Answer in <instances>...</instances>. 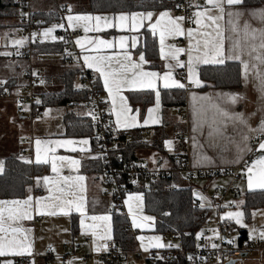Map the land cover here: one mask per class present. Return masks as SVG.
Masks as SVG:
<instances>
[{
  "label": "crops",
  "instance_id": "1",
  "mask_svg": "<svg viewBox=\"0 0 264 264\" xmlns=\"http://www.w3.org/2000/svg\"><path fill=\"white\" fill-rule=\"evenodd\" d=\"M166 5L160 10H141L134 12H104V13H91L88 11H81V4L78 3L74 6L72 3V8L68 15H89L93 17H101L99 21V30L97 29V21L92 20L88 22H78L75 26H70L67 17L66 25L73 29L80 30L82 36L79 40L85 44V48L81 49L77 44L78 48V62L75 65L66 64L63 59L62 54H49L36 51L34 53L33 62L43 69L45 72V82L36 88L38 105L41 108V114L34 120H29L28 118L21 117L18 113V107L16 103V96L21 93L22 89L26 86L25 71L29 65V60L23 57H18L14 55L16 48L9 47V52L6 49H0V80L8 83L12 88V96L8 99H0L4 101L3 106H0V129L5 130V139L7 141L6 148L4 151L0 152V162H2V171L4 170L3 160L5 157L22 152H26V157H22L27 161L32 163L43 165L48 170L44 175H39L34 177L35 185L27 197L24 198H0V201H24L27 200L29 196L32 197L30 206L27 207V211L32 216V219H17L15 221L8 222L12 227H19L25 231L17 234V239L23 240L27 237L26 244L30 245V251L25 252L23 255H17L14 253H6L0 256V264H18L17 257H24L31 261V264H107L97 257V253L106 251L102 246L108 240L114 239V216L111 213V200L102 194V187L100 183V174L95 170L97 166L94 164L95 161V151L92 146V139L89 136L73 137L67 135V128L65 124V114L67 112L66 106H48L44 107L42 103V95L45 93H57L62 91L64 87L65 74L70 69H79L86 67L83 57L85 55L89 56H110L113 60L110 62L113 69L120 71V64L117 63L119 60L121 63H127L123 61V55L125 53L130 54L132 62L141 64L143 71L146 72H157L160 74V79L156 81L155 89L141 88L137 86L125 85L122 89L121 95L127 98L129 107L132 109L130 115L136 116L137 126L133 128H123L118 127L115 123L116 116L112 111L113 122L115 126L122 130H132L136 132L139 129L150 130L151 134L144 142L148 143V146H143L137 148L135 151L136 159H144L150 152L156 151L159 156L163 153L156 144L162 145L167 154L171 155L172 148L168 147L166 141L168 138L174 139V133H168L166 127L175 122L174 132L186 131L188 132V145H189V160L191 165L196 169H218L222 167L234 166L241 164L246 158L250 151H244L245 144L248 147H252L251 136L259 133L256 131H249L251 129H256L262 121H264V85L261 84V75L264 74V63H261L256 59L259 55L264 58V49L259 47L261 43V34L264 33V18L259 15H254L253 13L257 10L264 9V0H257L255 3H246L243 0L241 5H236L231 8L226 6L224 19L219 21L220 30L222 32V40L224 46V63L228 61L238 62L241 66L242 73V86L237 88H208L200 89L204 82L200 76V67L204 65H221L215 63L205 64L202 61L194 64V70L197 74V78L201 81V86H196L188 79V55L191 51L193 55L202 54L204 51L203 41L205 39L214 38L217 41L221 37H217L216 30L213 27H201L198 26L195 21L194 13L198 10L195 5L201 6L199 10H203L206 6V0H192L193 11L190 21L183 20L181 26L184 29V35H173L167 36L164 41V51L169 52L174 46L175 48L184 49L185 51L179 54V60L183 66H177L174 60L161 55V45L159 38V31L153 33L151 25L155 24L159 19V14L163 11L170 12L173 18L178 17L175 13V3L173 0H164ZM210 7V6H209ZM34 8L37 11H55L56 7L54 0H34ZM228 11L240 12L241 16L238 18L233 17V21L237 24V30H232V25L229 23V17L227 15ZM152 12L153 16L151 20L142 19L137 17L138 20H142L141 23H136L132 20L133 13H144ZM123 14L128 17L124 22V26H120L119 16ZM213 15L217 14L216 10H212ZM104 18H107L105 21ZM22 26V22H19ZM207 23V22H206ZM14 24H5V27H11ZM248 25L247 34L245 32L244 26ZM19 25H15L13 30H15ZM85 26L90 30L85 32ZM7 33L11 34L14 39L20 40L24 39L25 36H14V32L11 28H6ZM46 29V28H45ZM192 30V35L188 34V30ZM255 30L256 39H252V33ZM24 31V29H23ZM147 32H150L154 36L159 45V67H151V62L146 57L145 52L142 50L145 46V40ZM205 32H211L212 37H205ZM44 33V32H43ZM42 33V38H43ZM58 34V32H57ZM60 34V33H59ZM58 34V35H59ZM121 37H124L125 47L120 48ZM107 41L111 43L112 47H107L100 45L99 41ZM46 41V40H45ZM53 42L61 41L60 37L51 40ZM197 41L200 42V53H197ZM26 43V42H25ZM43 43V42H41ZM135 44V46H133ZM238 45L236 52L239 53L240 59L233 58V46ZM255 47V50H253ZM13 51V52H12ZM4 53H8L5 55ZM60 55V56H58ZM143 55L144 61H140V56ZM14 57V58H13ZM241 60L245 61L249 65V70L247 77H245L244 66ZM223 63V64H224ZM171 64L172 78L184 84L186 91V105L179 108L177 115L172 111L171 107L165 109L162 100V91L164 89H174L164 88L163 75L165 72L169 71L168 65ZM255 66V67H253ZM90 69V68H88ZM96 75L97 82L103 88L106 98L110 101L107 90L104 88L103 78L94 69H90ZM179 70H184L185 76L181 77L178 74ZM78 80L80 79V72L77 74ZM127 78L130 80L133 77V72L128 71L126 73ZM76 87V86H75ZM51 88V89H49ZM159 91V107L157 108L156 103V92ZM237 93L241 97L236 104H231L227 101L226 97L220 94ZM152 98V101L147 103V99ZM210 98V99H202ZM119 103V101H118ZM213 104H218L222 108H226L230 112L242 113L247 121V127L240 124L239 122H225L226 127L222 128V135H215L211 139L208 136L209 125L204 123L203 128L198 125L202 118L207 117L210 121L214 115ZM5 107L13 108V110H5ZM55 108L64 107L61 111L60 120H55L53 118V109L45 112L41 118L45 108ZM77 112L87 111L84 116L89 115V110L87 103L82 105L72 107ZM113 109V105H112ZM149 109H153L151 113V119L158 120V123L149 122L145 124L144 121L149 119ZM15 112V113H14ZM59 113V112H58ZM83 115V114H82ZM36 120V121H35ZM217 121L220 122L221 118L217 117ZM165 123H167L165 125ZM4 127V128H3ZM8 127V128H7ZM196 129L194 131L193 129ZM248 136L249 140L245 141L244 137ZM33 138V141L30 139ZM39 139L42 143L41 157L47 158L48 163H37L36 162V140ZM87 140V144H83L82 141ZM60 141H73L71 145L59 146L56 142ZM264 141V140H262ZM174 143V142H173ZM142 153V154H140ZM261 152L259 151V155ZM143 155V156H142ZM257 156V158L259 157ZM69 157L71 160L79 161L78 165H72L69 161H59L57 160L58 172L52 171V157ZM204 157L209 159L205 160ZM257 158L253 159L248 165H245L242 169V178L245 175V185L246 192L254 190H264L253 185L249 187L248 184V168L252 166V162ZM245 172V174L243 173ZM255 172V169H254ZM51 177L52 182L46 183L43 177ZM83 176L85 179L79 182L82 185L83 190L80 187H75L72 189L75 195H69V189L65 186V182L61 179L62 177H77ZM226 177V176H224ZM178 184L185 183L184 179L177 177ZM222 177H216L215 180H219ZM227 178V177H226ZM230 178V177H228ZM239 178V179H240ZM231 179V178H230ZM235 180L234 182H236ZM190 186V185H188ZM206 187H204L205 189ZM59 189H64L63 193ZM37 190V192H36ZM198 193L199 189H196ZM238 197L242 196L241 189L233 191ZM59 197L60 199H57ZM83 198L84 209L86 216H82L80 212L75 211V207L71 209L64 208L61 210L60 201L63 199H72L76 202H80V198ZM132 197V199H129ZM139 197V199H137ZM126 205L128 208V223L131 232L136 234L135 224L133 223V216L136 217L137 223L142 224V222L148 221L143 219V217H149L148 213L145 211V198L143 192L138 191V189L129 192L126 195ZM199 200V199H198ZM200 201V200H199ZM233 202V201H231ZM201 204V201H200ZM210 204V203H209ZM208 204V205H209ZM214 202L212 201L213 205ZM41 205H44L41 207ZM129 205L132 206V211H129ZM8 207V206H4ZM15 207L24 210L25 206L17 205ZM205 207H209L206 206ZM230 210V209H227ZM55 212V215H50V212ZM67 212V214H65ZM7 212H5V217H7ZM154 218V227H152L151 233L155 232L156 219L153 215L149 214ZM93 216H108L110 219L108 221L96 220L93 221L91 217ZM81 219H84L85 226L96 225L95 229L89 227L81 226ZM78 222V228L76 232L74 231L73 223ZM249 227H241V229L247 231L249 236L250 229H255L256 231L252 235L258 234L264 231V208H263V220L258 221L252 220L248 222ZM8 224H6V227ZM95 231L96 235L93 234ZM134 231V232H133ZM111 236V239H98L100 236ZM159 234L149 235L147 239L141 241L140 237L137 236V244L142 246H148V250H161L165 248H178L181 246V241L178 236L169 234L171 236L170 245L172 247H152L151 245L157 242L150 238L160 237ZM167 235V234H162ZM90 238L91 243H87L86 239ZM77 240L84 244V247L78 255H72L69 257H64L62 254L63 246ZM115 240V239H114ZM176 241H179L180 245L176 247ZM165 240L160 238L159 243L164 244ZM151 243V244H147ZM118 244V243H117ZM53 248L54 256L48 258L49 248ZM97 247L101 250L97 251ZM135 244L133 251H135ZM147 250V251H148ZM93 254L91 259L84 261L82 258L83 254ZM34 256H38L36 260ZM190 263V260L188 261ZM186 263V264H188ZM198 264H208L207 262H198ZM254 264H264V259L261 261H255Z\"/></svg>",
  "mask_w": 264,
  "mask_h": 264
},
{
  "label": "built area",
  "instance_id": "2",
  "mask_svg": "<svg viewBox=\"0 0 264 264\" xmlns=\"http://www.w3.org/2000/svg\"><path fill=\"white\" fill-rule=\"evenodd\" d=\"M175 3V13L178 17H184L190 21L193 11L192 0H173ZM57 17V25L63 24L59 29L64 43L63 59L66 63L75 65L78 62V48L76 41L82 36V32L66 25L67 14L70 13L72 3L69 0H54ZM20 20L23 24L26 44L16 48L14 54L18 57L28 59L29 65L25 71L26 86L21 93L16 96L18 113L21 117L29 120L36 119L41 114V108L37 103V86L45 82V72L32 60L35 48L42 42V33L47 26L41 24L36 18L39 12L34 8V0H20ZM70 9V10H69ZM179 76H185L184 70L178 71ZM1 81V80H0ZM3 82V81H2ZM76 91L87 92V106L89 110L87 123L94 130L96 141L95 160L102 166L100 183L102 194L111 200V213L113 216H128L126 205V195L140 188L146 183L159 179H170L169 189L177 186L175 179L184 177L191 180L195 177H205L214 179L216 177H230L231 183L228 187L215 186L211 192V199L214 202L209 208L210 214L202 228L197 232V245L189 252L184 249L174 250L165 248L158 250L156 254L148 256L138 255L145 260V264H153V261L169 260L186 256L188 260L193 259L200 262H214L215 264H227L235 260V264H249L250 262L264 259V239L259 238V233L249 238L242 236V229L236 224L234 219L224 216L227 209L235 207L234 202L229 201V195L235 191L234 181L242 176V169L259 155L258 145L264 140V136L256 133L251 136L252 147L241 164L222 167L218 169H196L189 160L188 132L176 131L174 133L175 143L173 144L171 158L164 155L159 156L155 161L145 159H129L125 154V149L133 142H142L151 134L150 130L139 129L122 131L118 129L112 116V105L106 98L105 92L97 82L93 71L82 67L80 70V85L75 87ZM12 96V88L8 83H0V99H8ZM95 117V119L93 118ZM33 141V138L30 139ZM27 153H21L26 157ZM198 194V191H195ZM196 196V195H195ZM193 205L200 207V201L196 198ZM215 230V231H213ZM198 234H200L198 236ZM238 235V238L234 237ZM233 241V243H229ZM91 243L90 238L86 239ZM107 249L97 253V257L107 264H121L127 260L128 254L121 250L114 239L105 242ZM215 244L217 247L213 248ZM84 244L74 240L63 246L64 257L78 255ZM91 254H83L84 261L92 257ZM54 256L53 248L48 250V258ZM37 260L38 256H34ZM260 258V259H259ZM18 264H31L27 258L17 257Z\"/></svg>",
  "mask_w": 264,
  "mask_h": 264
},
{
  "label": "trees",
  "instance_id": "3",
  "mask_svg": "<svg viewBox=\"0 0 264 264\" xmlns=\"http://www.w3.org/2000/svg\"><path fill=\"white\" fill-rule=\"evenodd\" d=\"M71 3L81 4V11L91 13L104 12H134L141 10H160L166 5L164 0H69ZM246 3H255L257 0H245ZM20 0H0V19H11L20 17ZM39 22L45 26L56 24V11H39L36 14ZM21 21V20H20ZM5 26L0 24V27ZM36 51L49 54L64 53L63 41L43 42L36 46ZM146 57L151 62V67H159V45L157 39L147 32L145 46L142 49ZM80 72L79 69H70L65 74L64 87L57 93H45L42 95L41 105L66 106L65 124L67 135L73 137L89 136L92 139V146L96 151V141L94 130L88 125V116L80 115L72 109L87 100L86 91L75 90V78ZM200 76L204 85L200 89L208 88H237L242 86L241 66L238 62L228 61L221 65H204L200 67ZM164 108L184 107L186 105L185 89H164L162 91ZM152 98L147 99V103ZM40 105V104H39ZM167 123H165L166 125ZM177 131V130H175ZM163 155L171 158L160 144H156ZM148 146L147 142H133L126 149V156L133 160L136 159L135 151L137 148ZM4 170L0 173V198H24L29 195L35 185L34 177L44 175L47 168L25 160L19 153L11 154L3 160ZM97 166L96 172L101 174L102 166L98 161H94ZM175 189H169L170 179H159L149 182V186L137 188L143 192L145 198V211L156 219L157 233L172 234L178 236L181 246L174 250L184 249L186 252L192 251L197 245V232L202 228L208 215L209 208H197L193 205L195 197L194 187L178 184ZM37 192V190H36ZM264 208V190L248 191L245 194L244 213L246 221L252 220V215L257 209ZM74 231L78 228V222L73 223ZM115 241L123 249L129 250L134 247L133 233L129 228L126 216H114ZM242 236H247V231L242 229ZM169 249V248H168ZM158 250H152L150 254H156ZM153 264H186L188 258L180 255L179 258L153 261Z\"/></svg>",
  "mask_w": 264,
  "mask_h": 264
},
{
  "label": "snow or ice",
  "instance_id": "4",
  "mask_svg": "<svg viewBox=\"0 0 264 264\" xmlns=\"http://www.w3.org/2000/svg\"><path fill=\"white\" fill-rule=\"evenodd\" d=\"M243 3V0H206V6L203 7V10H199L201 6L195 5V7L198 9L195 13V23L198 26L201 27H208L211 28L214 26L216 30V35L217 37H221L220 40H216L214 38L211 39H205L203 41V48L204 51L202 54H197L193 55L192 52H189L188 55V61H187V66H188V79L194 83L196 86H201V81L197 78V74L194 70V64L203 62L205 64L208 63H215V64H223L224 63V46H223V40H222V32L220 30V23L219 21L224 19L225 15V8L226 6L228 8H231L236 5H241ZM210 6V7H209ZM216 10L215 15L211 14L212 10ZM70 10V9H69ZM254 15H259L261 18H264V9L257 10L253 13ZM227 15L229 17V23L232 25V30L236 31L237 30V24L233 21V17L238 18L241 16L240 12H232L228 11ZM153 16L152 12H147L146 14L144 13H133L132 14V20L134 22V25L136 23H141L142 20H138L137 17H141L142 19H148L151 20ZM102 18L97 16H89V15H68L67 16V21L70 26H75L76 23L78 22H88L95 20L97 21V29L99 30V21ZM105 21H107V18H104ZM128 19L127 16L121 14L119 16L120 20V26H124V22ZM184 20V17H175L173 18L168 11H163L159 14V19L156 21L155 24L151 25L153 29V33L159 31V38H160V51L162 56H166L167 58L174 60L176 62L177 66H183L181 61L179 60V54L184 52V49L180 48H175L174 46L171 48V50L167 53L164 51V41L167 36H173V35H184V29L181 26V22ZM207 22V23H206ZM56 27H61L63 28L64 25H53L52 27H49L44 30L43 35L45 37H48ZM245 32L247 34L248 30V25L244 26ZM85 32L89 31L90 29L85 26ZM188 34L192 35V30H188ZM205 37H212L211 32H205L204 33ZM257 37L255 35V30H253L252 33V39L255 40ZM55 39V37H53ZM124 37H121V42H120V48H124ZM261 43L259 47L261 49H264V33L261 34ZM24 39L20 40H14L13 44L15 45H22L24 43ZM76 43L80 46L81 49L85 48V44L82 43L80 40H77ZM100 45H104L107 47H112L113 45L107 41L100 40L99 41ZM135 46V44H133ZM238 45L233 46V58L235 59H240L239 53L236 52V48ZM253 50H255V47H253ZM197 53H200V42L197 41V48H196ZM7 55L8 53H4ZM256 59L260 61L261 63H264V58L261 56H257ZM84 63L86 66L90 69H94L96 72L100 74V76L103 78L104 82V88L107 90V93L109 97L111 98V102L113 105L112 111L115 113L116 116V125L118 127H123L125 129L127 128H133L137 126V120L136 116L130 115L132 112V109L129 107L127 98L123 95H121L122 89L125 85L129 86H139L141 88H148V89H155L156 88V81L160 79V74L157 72H146L143 71L141 64L134 63L132 62V58L130 54L125 53L123 55V61H126L127 63H121L119 60L117 63L120 64V71L118 72L117 70L113 69L111 66V61L113 60V57L110 56H89L85 55L83 57ZM140 61H144L143 55L140 56ZM241 63L244 66V72H245V77H247V73L249 70V65L247 62L241 60ZM173 66L171 64L168 65L169 71L165 72L163 75V80H164V88H184V84L180 83L179 81L175 80L172 78V72L171 68ZM255 67V66H253ZM128 71L133 72V77L132 79H128L126 76V73ZM261 75V84L264 85V74ZM0 83H3L0 81ZM41 83H44V81H41ZM223 97H226L227 101L231 104H236L238 100L241 98L239 94L237 93H228V94H220ZM159 97L160 93L159 91L156 92V103H157V108L159 107ZM202 99H210V98H202ZM119 101V103H118ZM39 103V101H37ZM212 108L214 109V115L209 121L207 117H204L201 119L200 124L198 125L200 128H203L204 123H208L209 125V132L208 136L211 139L215 135H222V128L226 127L227 124L225 122L231 121V122H239L242 125H245L247 127V121L244 118V115L242 113H235V112H230L226 108L220 107L218 104H213ZM149 119L145 120L144 123L148 124L149 122L152 123H158V120H153L151 119V113L153 112V109H149ZM217 117L221 118V121H217ZM95 119V117H93ZM196 131V129H193ZM249 131H256L259 132L262 136H264V121L261 122V124L256 128V129H251L249 127ZM245 141L249 140L248 136L244 137ZM41 141L39 139L36 140V162L37 163H48V159L45 157L42 159L40 153H41ZM59 146H65V145H71L73 141H57L56 142ZM83 144H87L88 141L84 140L82 141ZM166 144L168 145L169 148L172 147L173 141L169 140L166 141ZM244 151H251V148L245 144V148L243 149ZM257 151H260L261 154L259 157L252 162V166L248 168L249 176H248V184L249 187L255 186L264 188V141H261L258 145ZM205 160L209 159L208 157H204ZM69 161L72 165H78L79 161L76 160H71L69 157H52V171L53 172H58L57 169V163L56 161ZM255 169V172H254ZM0 171H2V162H0ZM65 182V186L69 189V195H75V192L72 191L73 188L75 187H80V190L82 191V185L79 184V182H82L85 178L83 176H77V177H62L61 178ZM43 180L46 183L52 182L51 177H43ZM60 192L63 193L64 189H59ZM201 201H204L206 198L203 196L199 197ZM57 199H60L57 197ZM129 199H132L130 197ZM139 199V197H137ZM32 200V197L29 196L27 200L24 201H0V256L5 255L6 253H14L17 255H23L25 252L30 251V245L26 244L27 237H25L23 240L17 239V234L24 232V229H21L19 227H12L10 223L11 221H15L17 219H32V216L30 213L26 210L27 207L30 206V202ZM17 205H23L25 206L24 210H21L18 207H15ZM75 207V211L80 212L82 216H86V212L84 209V204H83V198H80V202H76L75 200L72 199H63L60 201V207L61 210L63 211L64 208L71 209L72 207ZM8 206V207H4ZM44 205H41L43 207ZM200 207L203 208L205 207L204 203L200 204ZM129 211H132V206L129 205ZM5 212H7V217H5ZM50 215H55L56 213L50 212ZM67 214V212H65ZM225 217L228 219H234L236 224L240 225L241 227H247V225L243 224V213L240 211L236 212H228L225 214ZM93 221L96 220H103V221H108L110 217L108 216H93L91 217ZM145 220H152V217H143ZM81 226L82 227H89L95 229L97 226L96 225H87L85 226L84 224V219H81ZM133 223L135 224L136 227H143L144 225L137 223L136 217L133 216ZM6 224L8 226L6 227ZM215 231V230H213ZM256 230L255 229H250L249 232V238L252 237V233H254ZM94 235H96L95 231L93 232ZM200 234H198L199 236ZM259 238L264 239V231L259 233ZM98 239H111L110 234L105 236H100ZM141 241H143L145 238L140 237ZM152 240L157 241V243L151 245L152 247H164L165 245L159 243L160 237H152L150 238ZM229 243H233V241H229ZM173 245H168V247H172ZM105 250L107 249V245L102 246ZM178 247V245L176 246ZM213 248L217 247V245L213 244ZM101 250L100 247H97V251ZM144 250H148V246H144ZM8 264H11V262H8Z\"/></svg>",
  "mask_w": 264,
  "mask_h": 264
},
{
  "label": "rangeland",
  "instance_id": "5",
  "mask_svg": "<svg viewBox=\"0 0 264 264\" xmlns=\"http://www.w3.org/2000/svg\"><path fill=\"white\" fill-rule=\"evenodd\" d=\"M77 2H73V5L74 6H77ZM79 5V4H78ZM21 22L20 21V17L18 18H11V19H0V24L2 25H5V24H14L13 26L11 27H5V26H2L0 27V49H8L7 51L9 52V50L11 48H19V47H22L23 45H25L26 43V39H25V42L22 44V45H15L13 44V41L14 40H17V39H14L12 37L11 34L7 33V29L6 28H11L12 31L15 33L14 36H23V26L19 23ZM15 25H19L15 30H13V28L15 27ZM53 25H57V24H52V25H49L46 27L49 28V27H52ZM61 27H56L54 29V31L48 36V37H45L43 35V38H42V42H53L51 40H53V37H55V39L59 38L61 39L62 41V36L59 34V29ZM58 32V34H57ZM24 38V36H23ZM46 40V41H45ZM10 47V49H9ZM13 52V51H12ZM15 55V54H14ZM60 56V55H58ZM14 58V57H13ZM68 64V63H66ZM69 65H72V64H69ZM78 76H76L75 78V86L78 87L80 85V79L78 80L77 78ZM51 89V88H49ZM3 103H5L4 101H1L0 102V106H3ZM53 109V112H57L56 114H54L53 118L55 120H60V116H61V111L64 110V107H53V108H45L41 118L43 117V115L45 114V112H48L50 110ZM172 111L177 115L178 113V109L177 107H171ZM5 110H13V108L9 107V109L7 107H5ZM59 112V113H58ZM87 111H83L82 114L85 115ZM15 113V112H14ZM78 114L82 115L80 112H77ZM36 121V120H35ZM176 123L173 121L171 122V124H169L167 127H166V130L168 129V133H175L174 132V127H175ZM4 128V127H3ZM8 128V127H7ZM5 130L4 129H0V152L4 151L3 149L6 148V144H7V141L5 139ZM171 140L175 143V140L174 139H171V138H168V141ZM173 143V144H174ZM142 154V153H140ZM143 156V155H142ZM158 158V154L156 151H154L153 153L150 152L149 154H147L146 158H144L145 160H149V161H155L156 159ZM257 158V157H256ZM142 159V158H140ZM243 173L245 174V172L243 171ZM185 181L184 185L185 186H188V185H192L194 187V190L196 191V189H199V193L198 194H195L196 198L200 200V196H203L205 197L206 199L204 201H201V203H204L206 206H209V207H212L213 205L212 204V199H211V192H212V189L213 187L215 186H219V187H228L229 184L231 183V179L230 178H226V177H222L220 178L218 181L215 180V179H209V178H205V177H195L191 180H188L184 177H182ZM245 175L242 177V178H238L236 182H234V187L237 189H241V192H242V196L241 197H238L233 191L230 193L229 195V201H233L234 204H235V207L230 209V210H225L224 212V216L226 213L228 212H236V211H240L243 213V224L247 225L250 224L246 221V217H245V213H244V209H243V205H244V200H245V194H246V183H245ZM183 185V184H182ZM145 186H149V183H146ZM204 187H206L204 189ZM127 199V198H126ZM210 203V204H209ZM209 204V205H208ZM149 217H152L148 214ZM153 218V217H152ZM254 220H258V221H261L263 220V208L261 209H257L253 215H252V222ZM148 221V224L147 222H142V225H144L143 227H136L135 226V230H137V233L138 235H143V237L145 239H147L148 237H150L149 235H155V234H159L158 236H160V238H163L165 240L164 244L166 247H168V245H170V240H171V236L169 234L167 235H162V233H157L156 231L153 233H151L152 231V227H154V225H152L154 223V218L152 220H147ZM238 225V224H237ZM240 228L241 226L238 225ZM244 228V227H243ZM156 229V228H155ZM133 231V232H134ZM136 233V234H137ZM136 234L134 233V244H135V251H133V249H129V250H125L123 249V247L118 244L121 248L122 251H124L125 253L128 254L127 256V260L126 261H122L121 264H145V260L143 258H140L138 257V255H144V256H148V254H150V252L152 250H148V251H145L142 246H140V244L138 245L137 243V236ZM234 237L238 238V235L236 234ZM153 243H157V242H153ZM148 245L151 244V243H147ZM175 245H180L179 241H176ZM260 259V258H259ZM188 264H198V261H195L193 259H190V263ZM208 264H215L214 262H209ZM249 264H254V262H250Z\"/></svg>",
  "mask_w": 264,
  "mask_h": 264
},
{
  "label": "water",
  "instance_id": "6",
  "mask_svg": "<svg viewBox=\"0 0 264 264\" xmlns=\"http://www.w3.org/2000/svg\"><path fill=\"white\" fill-rule=\"evenodd\" d=\"M235 260H232L231 262L227 263V264H235Z\"/></svg>",
  "mask_w": 264,
  "mask_h": 264
}]
</instances>
